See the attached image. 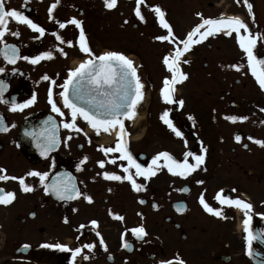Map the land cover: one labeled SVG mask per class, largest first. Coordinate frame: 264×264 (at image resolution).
<instances>
[{
    "label": "flooded vegetation",
    "instance_id": "af4514ba",
    "mask_svg": "<svg viewBox=\"0 0 264 264\" xmlns=\"http://www.w3.org/2000/svg\"><path fill=\"white\" fill-rule=\"evenodd\" d=\"M53 2L28 0L27 6L23 7L24 0H6V7L24 11L46 29L45 35L38 38L39 34L26 26L10 23L9 27L19 29L21 35L19 38L7 35L6 42L15 44L21 57L52 51L54 58L33 65L24 59L8 64L0 56V67L5 68V72L0 73V80L7 85L5 98L24 103L36 96L35 103L22 111H10V103H0V117L8 126V131H0V169L6 170L10 177H25V182L34 189L25 193L18 180L0 181V189L16 194L11 204L0 205V264H161V261L177 256L185 264H264V243L253 241V255L248 254L243 212L221 206L215 199L223 191L225 196L250 203L253 206L252 229L257 233L264 230V147L254 142L264 140V111H261L264 109V90L248 70L247 59L235 33L232 36L220 33L194 45L185 54L183 59L189 63H182L181 67L188 79L178 84L175 92V98L183 100L184 104L182 107L166 104L160 93L163 80L170 77V73L163 64V58L173 51V45L156 39L167 33L150 10L152 6H159L180 39L186 38L201 22L198 13L204 18L239 17L253 33L264 35V0H249L253 5L255 22L243 0L240 3L237 0H145V8L141 5L145 21L131 12L130 4L136 6L135 0H121L127 10V18L125 10L119 11L123 25L131 27L149 51H154L155 62H151L149 67L136 55L139 61L132 54L115 51V8L108 9L104 0H60L53 12L55 20L49 18L48 12ZM232 8L234 12L230 11ZM73 17L83 22L88 44L95 56L119 52L134 62L144 85V100L136 112L138 115V109L145 107L144 118L136 123V115L133 120L125 119L124 123L129 151L137 161L147 166L160 152H168L182 161L186 152L202 154L203 147L207 149L205 162L198 170L187 178L174 176L166 168L150 179L136 177L137 183L145 185L146 190L140 192L134 191L127 181L103 178L104 171L124 175L118 165H126L127 162L117 160V164H111L108 161L119 154L105 156L99 150L100 146L114 147L116 133L101 131L97 135L82 119L77 120L83 129L79 133L61 125L62 120H70V113L63 108L59 85L67 79L70 70L89 59L79 50V29L70 24L60 29L56 23ZM54 32L64 40L72 41L73 46L61 44L52 35ZM59 48H63L67 55L62 54ZM255 52L258 57H264V41H258ZM231 65H243V68L237 71ZM44 75L55 80L56 85L43 80ZM155 78L162 80L156 90V101L150 91H145L148 81ZM50 88L57 105L65 112L64 117L51 109L48 99ZM200 97L207 105L202 111L207 121L212 125L217 123V127L212 126V132L218 139H206L191 114L190 110L199 112L191 108V103L203 104ZM166 109L170 110V119L175 127L184 133L187 145L162 122L160 117ZM232 115L247 116L248 119L236 123L225 119ZM50 118L60 125L56 129L59 143L44 156L37 146V139L28 133L39 136L45 129H51ZM143 124L145 127L142 129ZM168 131L171 142L168 141ZM237 135L241 137L239 142ZM68 136L72 138L69 140ZM168 143L174 147L169 148ZM179 147L184 150L177 152ZM84 157L88 159L81 164ZM100 160L106 162L103 169L99 167ZM78 165L80 170H77ZM29 171L48 173L45 181L48 184L58 177L65 179L71 176L76 187L83 194L90 195L93 202H87L83 196L69 201L60 200L44 191L38 177L27 176ZM184 188L188 191H179ZM201 196L210 206L223 207L226 218L206 212L199 202ZM115 215L122 216L123 220L116 219ZM93 220L98 222V228L92 227ZM140 226L147 232L143 239H137L131 231ZM97 231L107 251L100 245ZM125 241L130 248L122 247ZM45 243L64 244L72 250L93 243L95 248L91 251L84 248L73 260L72 252L41 247ZM23 245L30 247L24 248Z\"/></svg>",
    "mask_w": 264,
    "mask_h": 264
},
{
    "label": "snow or ice",
    "instance_id": "6c2138e0",
    "mask_svg": "<svg viewBox=\"0 0 264 264\" xmlns=\"http://www.w3.org/2000/svg\"><path fill=\"white\" fill-rule=\"evenodd\" d=\"M105 6L108 9H113L117 6L118 0H104ZM136 6L134 9L136 17L141 21H145V17L141 12V5H145V0H135ZM28 0H24L23 7H26ZM60 0H54L50 5L48 12L49 18L55 20L53 16L54 10L58 7ZM240 3V0H237ZM244 5L247 7L249 14L255 22V16L253 14V5L249 0H243ZM155 13L160 26L166 30L165 35L157 36L159 41H167L173 45V51L163 58V64L166 66L167 71L170 73V77H165L163 80V87L161 89V97L166 104H177L183 106V100H177L175 98L176 86L183 83L188 79L187 74L183 71L181 64L189 63L188 60L183 59L185 54L188 53L192 47L196 44L202 43L209 37L216 36L220 33H224L227 36H232L235 33V38L242 52L247 59V67L251 75L255 78L260 88L264 90V57H258L255 49L258 41H264V35L255 34L239 17H225L219 18H204L201 14V22L197 24L184 39L178 38L174 32L170 23L166 19V13L159 6H152L150 9ZM10 23H16L17 25L26 26L34 33H38V38H42L46 29L35 23L24 11L15 8L6 7V0H0V56L8 63L15 64L17 60L24 59L32 63L38 64L42 60H51L54 58L52 51L42 52L37 56L28 57L19 55V48L15 44H8L5 40L7 35L19 38L21 33L19 29L12 30ZM60 29L66 28L69 24L79 29L78 47L79 50L85 53L89 59L84 60L78 67L69 71L67 79L63 84L59 85L62 91L59 93L63 101V108L67 109L70 113V120H62L61 125L63 128L75 131L77 133L82 132L77 120L82 119L85 121L97 135L101 131L111 134L115 132L117 139L114 147L100 146L105 156L112 153H118V156L112 157L108 162L111 164H117V160L126 161L127 164H120L118 167L122 169L124 175H119L114 172L104 171L102 173L103 178L109 181H127L131 184L134 191H144L145 185L137 183L136 177H143L144 179H150L155 176L159 170L166 168L169 173L181 178H187L193 172L198 170L205 162L206 148L201 147L202 154H196L188 151L184 154L183 160H177L168 152H160L154 156L151 163L147 166L139 163L133 154L129 151L127 131L125 128V119L133 120L136 115L137 106L144 99V85L141 82L140 76L137 73V69L134 62L119 52H105L102 55L95 56L88 44V40L83 28V22L71 18L68 21H56ZM56 40L61 44L67 43L69 47H72V41H66L59 33H52ZM65 56L63 48L58 49ZM237 71L243 68V65H231ZM5 68L0 67V73H4ZM43 80H50L52 85H56V81L52 80L49 76L44 75ZM7 89V85L3 80H0V103L9 104L10 111H22L24 108L31 106L36 101V96L33 95L31 99L24 103H17L15 100L9 101L5 98L4 93ZM49 103L53 112L57 113L60 117L65 116V112L61 107L57 105L56 100L53 98V92L51 88L48 93ZM264 111V109H261ZM162 122L179 138H183V133L175 127L173 121L170 119V110H165L161 115ZM192 119V117H189ZM225 119L236 123L243 122L248 119L247 116H226ZM51 129H45L39 136L35 133H28L33 135L37 139V146L41 149V155L47 156L48 152L55 148L59 139L56 135V129L60 126L57 125L55 120L50 118ZM0 131H8L7 124L4 123L3 117H0ZM87 135V133H85ZM68 136L67 139H71ZM249 139H253L249 137ZM236 140L239 142L241 137L236 136ZM254 142L264 147V140H254ZM90 143V141H89ZM185 145L187 141L185 140ZM247 147V145H245ZM191 158V162L190 159ZM87 157L81 161V164L87 161ZM105 161H98L99 167H105ZM77 170H80L78 165ZM27 176L38 177L39 182L44 187L46 193L54 194L58 199L69 201L73 199L83 198L89 202H93V198L90 195L83 194L73 182L71 176H67L65 179L57 178L51 184L45 183L48 178V173H41L39 171H29ZM18 180L21 190L25 193L33 191V187L25 182V177H10L6 174V170L0 169V181ZM203 183V181H198ZM111 191V189H109ZM179 191H188L187 188L179 189ZM235 191V190H233ZM16 198L15 192H5L0 189V205L7 206L11 204ZM216 201L221 206L234 207L243 212L244 231L246 233V241L248 245V254L253 255L252 243L253 241H260L264 243V230L259 233L255 232L251 227L252 222V208L253 206L240 198H232L225 196L223 191L218 193L215 197ZM144 201H141L143 203ZM200 204L204 210L216 217H224L223 207L215 208L210 206L203 196L199 198ZM178 211H182L180 207H177ZM116 219L123 220L122 216L115 215ZM67 222V221H66ZM92 227L98 228V222L91 221ZM83 228L84 225H81ZM133 235L137 239H143L147 236V232L143 226L134 228L131 230ZM96 235L100 237L99 243L107 251V246L100 234L96 232ZM24 248L30 247L29 245H23ZM43 248L58 249L61 251L72 252L73 260L76 256L80 255L84 248L89 251L95 248V244L89 243L83 245L82 248H76L75 250L69 249L64 244H42ZM124 248H130V244L125 241L122 244ZM88 257L85 256V259ZM161 264H185L184 260L178 256L172 260L161 261Z\"/></svg>",
    "mask_w": 264,
    "mask_h": 264
},
{
    "label": "rangeland",
    "instance_id": "374dc122",
    "mask_svg": "<svg viewBox=\"0 0 264 264\" xmlns=\"http://www.w3.org/2000/svg\"><path fill=\"white\" fill-rule=\"evenodd\" d=\"M154 1L157 2L159 0H154ZM176 1H178V0H170V2H176ZM152 3H153V1H152ZM124 6H125V4L122 3L121 0H118L117 6L115 7V51L120 50V51H123L124 54H132L139 61V59L136 57V56H138L140 58V60L143 62L145 61L147 67H149L151 62H155V56H153L154 51H152V52L149 51V48L147 47V45L144 43V41L141 38L138 37L139 35H137V34H135V32H133L131 27H125L123 25V18L119 15L120 14L119 11L125 10L126 11V15H125L126 17L125 18H127V10L125 9ZM130 6H131V12H134V9H135L134 4L131 3ZM142 7H144V5H142ZM233 9L234 8H232L230 11L234 12L235 10H233ZM143 12H144V10L142 11V13ZM144 50H146V52H144ZM160 84H162V80H158L157 78H155L154 81H148L147 89L145 91H150L151 96L154 97V101H156V99H155L156 90ZM200 99L202 100L203 98L200 97ZM202 102H203V104L196 105V103H194L192 101L191 108L195 109L199 112L190 110L191 114H192L194 120L196 121L197 127L201 128L199 131H202V133L206 139H208L210 141L218 139L217 136H215L214 133L212 132V130H213L212 126L217 127V123H213V125H212V123H209L207 121L206 114H203V112H202L203 110H205L207 108V105H206L204 99L202 100ZM188 104H190V101H188ZM144 110H145V107H142V110L138 109V115H137L138 118L144 112ZM192 112H194L195 114H193ZM194 124H195V122H194ZM144 127H145V125L143 124L142 129ZM215 131H217L216 128H215ZM171 133L174 135V133L172 131H171ZM217 133L218 132H216V134ZM167 135H168V141L171 142L172 137H171L170 131H168ZM174 136H176V135H174ZM183 136H184V133H183ZM183 139L185 140V137ZM168 144H169V148L174 147L170 143H168ZM183 150L184 149L182 147H179L178 149H176L177 152L183 151ZM221 154L224 155L225 153H221Z\"/></svg>",
    "mask_w": 264,
    "mask_h": 264
},
{
    "label": "bare ground",
    "instance_id": "6f19581e",
    "mask_svg": "<svg viewBox=\"0 0 264 264\" xmlns=\"http://www.w3.org/2000/svg\"><path fill=\"white\" fill-rule=\"evenodd\" d=\"M143 118H144V114H141L139 118L136 120L137 121L136 123H140Z\"/></svg>",
    "mask_w": 264,
    "mask_h": 264
}]
</instances>
